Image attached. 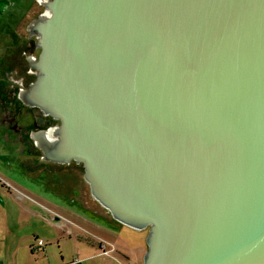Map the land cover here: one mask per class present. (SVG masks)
Wrapping results in <instances>:
<instances>
[{
    "label": "water",
    "instance_id": "95a60500",
    "mask_svg": "<svg viewBox=\"0 0 264 264\" xmlns=\"http://www.w3.org/2000/svg\"><path fill=\"white\" fill-rule=\"evenodd\" d=\"M38 5L16 97L58 128L40 160L146 231L138 264H264V0Z\"/></svg>",
    "mask_w": 264,
    "mask_h": 264
},
{
    "label": "crops",
    "instance_id": "0c3cea01",
    "mask_svg": "<svg viewBox=\"0 0 264 264\" xmlns=\"http://www.w3.org/2000/svg\"><path fill=\"white\" fill-rule=\"evenodd\" d=\"M40 11L41 7L37 4V0H0V77L2 69L4 68L3 62L9 50H15L16 42L21 38L19 35L26 36L25 32L24 34H21V32L24 31L26 23L31 18L35 17ZM15 31L20 32L18 34ZM9 38H11V40H9ZM6 90L7 86L0 78V102L5 99L4 96L6 95ZM2 105H4V103H0V114ZM6 132V128L0 124V264H28L24 259L23 247L24 245L29 247L33 237L37 240L39 239L36 230L39 222L42 221L47 224L48 227L51 226L53 229L54 227L63 229L67 227L68 224L49 206V199L46 198V196H48L47 192H42V194L40 191V194L35 192V195L41 200H34L30 197L27 198L22 194L21 187L25 186L22 184L21 178L23 171H18L17 168H12L8 165L7 158L10 155L8 154L7 149L8 138ZM73 173L78 176V171H74ZM76 180L77 182L79 181L84 184L87 190L88 187L83 181L82 175L80 180L78 178H76ZM25 184V187L34 189L33 183L26 182ZM76 188L80 190L81 199L86 206L87 198L85 194H82L81 185L77 184ZM90 200L94 202L91 198ZM95 218V220H97L96 224L92 223L90 225L97 233H94V236H87L86 239L81 238L95 249H91L92 251L78 250V252L82 253L75 255V257L73 256L68 261V264L72 263L75 259L78 260L80 264H123L125 261H133L138 264L144 253L142 251L144 243H135L132 248H128L123 242H115L110 237L114 238L118 236L117 234L120 229L113 227V223L110 221L111 218L106 219L103 215H96ZM56 221H62L65 224L58 225L56 223L59 222ZM25 225L29 229V235H31L29 242V239L27 240L29 235H26L27 237H25L24 233ZM115 231H117V233H115ZM131 232L135 233V235L141 234L133 230ZM66 233L69 236L76 234L72 229H68ZM100 244H104L106 249L111 251L107 254H103L99 248ZM41 249V252L45 254L43 248Z\"/></svg>",
    "mask_w": 264,
    "mask_h": 264
},
{
    "label": "rangeland",
    "instance_id": "374dc122",
    "mask_svg": "<svg viewBox=\"0 0 264 264\" xmlns=\"http://www.w3.org/2000/svg\"><path fill=\"white\" fill-rule=\"evenodd\" d=\"M15 32L19 34L20 31ZM22 33L24 34V31H22L21 34ZM19 37L27 39L25 35H19ZM11 38H9V40H11ZM27 44H29L28 50L32 49V42L29 41ZM12 101L16 102L15 98L9 99V103H11ZM0 103H4L5 105L6 100L3 99V101ZM14 107L15 106H11V109L16 112L17 110L14 109ZM30 121L31 120L29 119V121L27 122L26 117L21 116L19 122L26 129H29ZM12 142L13 141L11 139V135H9L7 147L8 154L10 155L7 158L9 167L17 168L18 171H23L21 174L22 184L26 186L25 183L30 182L34 185V189L32 188L33 190L29 187L22 186V194L27 198L30 197L34 200H41L35 195V192H37V194H40V192L41 194L42 192H47L48 196H46V198L49 199V206L54 209L60 215V218L63 221H66V223L68 224V226L63 229H58L55 227L53 229L51 226L48 227L47 224L40 221L36 229L38 234L37 237L43 244L40 248H43L45 254L43 252H38L37 250H35V252L31 254L29 252V247L27 245H24V259L28 262V264H68V261L73 256L75 257V255L82 253L78 252V250H94V247L90 246L82 239H86L87 236H94V233H97L96 230H94V228L90 225L92 223L96 224V215H103V217L106 219H110V216L105 210H103L101 207L97 206L95 202H92L90 200L88 188L86 190L84 184L80 183L79 181L77 182L76 178H78L79 180L81 179V166H74L73 164L70 165V167H73L74 169L76 168V170L78 171V176H76L75 173H71V171H66L65 169L55 170V173H51V171H45L41 167L42 164L47 165L46 162L41 161L33 154H31V156H26L27 151L25 150V147L23 146L24 150H22V147L19 143ZM21 151H23L24 154H22ZM77 184L81 185L82 194L86 195V206L81 199L80 190L76 188ZM110 221L111 223H113L114 228L120 229L117 234L118 236L114 238L110 237L115 242H123L128 248H132L135 243H144L146 231H141L139 232L141 234L135 235V233L131 232L132 230H127L128 228L122 225L120 226L112 219H110ZM56 222H59L56 223L58 225L65 224L62 221ZM65 229H72L76 232V234H72L69 236L66 233L67 230ZM24 233L25 237H27L26 235H29V229L26 225L24 228ZM115 233H117V231H115ZM30 236L31 235L27 237V240L29 239L28 242L30 241ZM143 245L144 246L142 251L144 252L146 250V247L145 244ZM140 261L141 259L139 260V263Z\"/></svg>",
    "mask_w": 264,
    "mask_h": 264
},
{
    "label": "flooded vegetation",
    "instance_id": "af4514ba",
    "mask_svg": "<svg viewBox=\"0 0 264 264\" xmlns=\"http://www.w3.org/2000/svg\"><path fill=\"white\" fill-rule=\"evenodd\" d=\"M29 41L32 42V49L28 50L27 44ZM16 48L14 51L8 52L6 58L4 59L3 65L4 68L2 69L1 73V80L7 86L5 100V105L1 106V114H0V124L3 125L7 130V138L9 139V135L12 136V141L15 143H19L24 150L27 151L26 156H34L40 159V151L37 150L30 140L29 134L31 131H35L38 129H47L55 124L50 117H44L40 113V111L36 108H29L21 104L17 99L16 95L18 89H20L21 85L16 84L15 81H22L23 89H26L28 85L34 80V70L32 69V74H29V66L27 62V57H36L38 54V50L34 48L33 40L32 39H25L20 38L16 42ZM12 76V77H9ZM15 98L16 102L9 103V99ZM11 106H15L16 109L14 112L11 109ZM21 116H25L27 122L30 121L29 129H26L24 126L21 125L20 118ZM20 123V124H19ZM11 133V134H9ZM24 154L23 151H21ZM47 165H43V170L56 172L55 170H62L65 169L66 171H71L73 173L76 168L70 167L71 164H75L70 162L69 164L59 165L46 162ZM81 166V165H79ZM77 171V170H76Z\"/></svg>",
    "mask_w": 264,
    "mask_h": 264
},
{
    "label": "clouds",
    "instance_id": "9594fccd",
    "mask_svg": "<svg viewBox=\"0 0 264 264\" xmlns=\"http://www.w3.org/2000/svg\"><path fill=\"white\" fill-rule=\"evenodd\" d=\"M38 4H46L48 3V0H37ZM42 17H46L49 21L52 20L53 18V11L51 9H47L42 12ZM32 62L35 63V57H32ZM29 74H32V69H29ZM16 84H20V92L22 93L24 91L22 87V81H15ZM19 98V97H18ZM58 131V128L56 127H49L47 131L44 133V139L49 145L56 144L57 141L59 140V137H55L54 133ZM31 135V133H30ZM38 143V142H37Z\"/></svg>",
    "mask_w": 264,
    "mask_h": 264
},
{
    "label": "built area",
    "instance_id": "2783aa9c",
    "mask_svg": "<svg viewBox=\"0 0 264 264\" xmlns=\"http://www.w3.org/2000/svg\"><path fill=\"white\" fill-rule=\"evenodd\" d=\"M42 242L40 240H36L35 244H34V247L35 249L37 248H40L42 246ZM100 250L102 251L103 254H107L109 253L111 250L109 249H106V246L104 244H100L99 246ZM70 264H80L78 260H73L72 263ZM123 264H136L135 262L133 261H125Z\"/></svg>",
    "mask_w": 264,
    "mask_h": 264
},
{
    "label": "trees",
    "instance_id": "16d2710c",
    "mask_svg": "<svg viewBox=\"0 0 264 264\" xmlns=\"http://www.w3.org/2000/svg\"><path fill=\"white\" fill-rule=\"evenodd\" d=\"M36 238H34L33 237V239H32V242H31V245L29 246V252L31 253V254H33L34 252H35V250H37L38 252H41V248H37V249H35V247H34V242H36Z\"/></svg>",
    "mask_w": 264,
    "mask_h": 264
}]
</instances>
